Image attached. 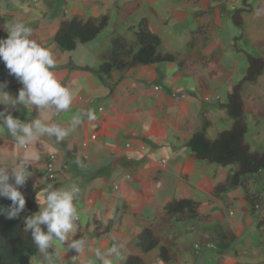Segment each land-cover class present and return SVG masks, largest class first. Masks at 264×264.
I'll return each instance as SVG.
<instances>
[{
	"label": "crops",
	"instance_id": "obj_1",
	"mask_svg": "<svg viewBox=\"0 0 264 264\" xmlns=\"http://www.w3.org/2000/svg\"><path fill=\"white\" fill-rule=\"evenodd\" d=\"M28 1L38 0H12L5 3L1 14L7 15L11 24H26V18L33 15V10H23ZM113 2L65 0L63 9L47 22L26 25L32 29L31 38L53 53L56 67L52 71L74 99L66 112L21 106L11 114L24 122L39 118L63 127H68L81 110L93 111L96 119L83 117L76 131L61 142L43 136L26 149L18 148L7 130L0 129V151L8 154L0 164L11 166L27 152L39 154L26 184L19 189L37 204L49 188L72 183L81 188L76 202L80 220L73 239L82 238L87 246L78 254L68 249L67 243L61 245L62 264H100L94 250L106 252L120 244L124 247L119 255L108 257L110 264H124L128 256H139L146 264H264V234H259L256 225L259 210L254 214L248 210L240 187L235 190L241 191L238 194L230 188L221 197L213 195V187L226 184L224 178H228H214L211 166L196 161L186 147L188 139L206 122L208 138L219 133L226 122L230 127L231 120L219 117L211 105L223 101L226 91L244 73L243 50L264 57V0H251V12L243 14L239 47L232 45L237 31L231 13L240 6V0H117V5H127L121 19L133 17L130 34L134 39L130 38L132 45L127 49L136 48L134 29L144 18L146 31L158 37L161 50L177 54L182 64L156 62L102 75L96 71L101 48L92 49L87 42L64 51L53 35L63 17L99 19L112 10ZM45 10L46 5L36 8L42 18ZM125 24L129 32L131 26L127 21ZM40 27L48 33L42 34ZM7 36L8 32L4 39ZM108 47L102 48L107 51ZM104 52L107 59L110 54ZM0 85V91L13 97L23 87L2 60ZM253 99L248 91L245 102ZM218 122L221 126L214 131L213 124L217 127ZM246 138L251 142L263 140L264 127L249 123ZM52 154L56 169L49 178L45 164ZM248 188L264 190V172L252 175ZM170 200L193 201L199 217H169L165 204ZM237 204L239 214L234 210ZM148 227L159 242L142 252L136 238ZM163 247L168 248L166 261L160 256ZM42 259L37 250L30 264H42Z\"/></svg>",
	"mask_w": 264,
	"mask_h": 264
},
{
	"label": "trees",
	"instance_id": "obj_2",
	"mask_svg": "<svg viewBox=\"0 0 264 264\" xmlns=\"http://www.w3.org/2000/svg\"><path fill=\"white\" fill-rule=\"evenodd\" d=\"M10 3L12 0H0ZM251 0H240V6L231 13V22L237 29L235 39L243 35V14L251 12ZM1 7V4H0ZM10 18L1 14L0 10V39L9 30ZM109 17L102 15L99 19L79 18L77 16L63 17L53 35L57 46L64 51H72L77 43H87L98 37L106 27ZM146 20L141 19L134 35L136 38L135 49H125L123 46L113 42V49L108 59L101 62L98 72L108 74L112 70H124L137 65H145L156 62L176 63L182 62L175 54L161 52L160 40L157 36L146 31ZM233 38V39H234ZM246 57L247 66L239 79L226 91L224 100L218 106L231 120V125L217 134L213 139L206 136L205 126L192 134L186 142V147L196 161L218 165L222 167L236 166L227 184H218L213 187L212 193L221 197L230 188L241 187L243 199L248 210L254 214L257 212V205H264V190L250 191L248 183L252 175L264 172V150L252 149L246 135L248 133V121L244 111L243 94L245 85L254 83L264 72V57L261 55L242 51ZM22 106V105H21ZM18 105V107H21ZM5 106L0 104V111ZM12 111V109H8ZM26 209L19 219H8L0 214V264H30V260L36 255L37 249L31 239V234L25 232L23 218L38 210V204L32 198H25ZM11 201L0 197V207H7ZM165 212L169 217L177 220L185 218H198L197 204L190 200H170L165 204ZM260 216V215H259ZM264 223V216L257 220ZM42 229L45 226H41ZM260 230L261 227L258 226ZM46 230V229H45ZM159 238L151 228H144L136 238V246L142 252H148L158 245ZM160 256L163 261L169 259L168 248H160ZM124 264H146L139 256H128Z\"/></svg>",
	"mask_w": 264,
	"mask_h": 264
},
{
	"label": "clouds",
	"instance_id": "obj_3",
	"mask_svg": "<svg viewBox=\"0 0 264 264\" xmlns=\"http://www.w3.org/2000/svg\"><path fill=\"white\" fill-rule=\"evenodd\" d=\"M31 37L32 29L22 21H15L9 26L7 38L0 39V60L23 85L15 97L7 91H0V104L5 106V110L0 111V129H6L13 142L21 149H26L43 136L54 137L57 142H61L76 131L83 122V117L88 120L96 119L93 111L81 110L73 115L68 127H63L57 123H46L39 118L24 122L8 111L22 105L25 108L35 106L38 110L49 109L59 113L68 111L73 103V93L52 71L56 67L53 53ZM7 157L6 152L0 151V161ZM39 159L38 153L27 152L11 166L0 164V197L11 201L7 209L0 207V214L6 218L19 219L25 211L26 200L19 189L31 175L32 163ZM80 195L81 188L76 183L67 187L49 188L42 194L38 211L23 218L24 230L31 234V239L43 258L42 264H62V252L59 249L65 243L68 249H74L78 254L86 248L84 239H73L80 220L76 204ZM42 225L45 226L43 229ZM123 247V244L113 246L106 252L97 248L94 255L100 264H110L108 257L119 255Z\"/></svg>",
	"mask_w": 264,
	"mask_h": 264
},
{
	"label": "rangeland",
	"instance_id": "obj_4",
	"mask_svg": "<svg viewBox=\"0 0 264 264\" xmlns=\"http://www.w3.org/2000/svg\"><path fill=\"white\" fill-rule=\"evenodd\" d=\"M64 2H65V0H50V1L38 0L37 2H32V1L25 2V6L23 7L24 12H27V10L28 11L33 10V15L30 17L28 16L26 18V21H27L26 25H30V26L34 27L38 23L47 22L50 18H53L57 12H59L63 9ZM113 3H114V5H113L112 10L109 13H106L107 15H110V18L107 22L106 27L103 29V31L98 35V37L96 39L92 40L88 44V46H90V48H92V49L95 48L96 46L101 48V52L97 56L101 62L108 59V58L107 59L103 58V55H104L103 52L105 50L102 47L104 45H109L107 51H105L109 54H111V52H112L113 42L115 40L117 41L118 44L123 46L125 49H127L126 47L132 45V42H129V41L131 40L130 38H133V36L130 34L133 31L132 24H131L133 17L130 16V18H126V19L122 20L121 19L123 17L122 14L127 9V7H126L127 5L119 6V5H117V0H114ZM0 4H1L0 10H3L5 2L3 3L1 1ZM45 5H46V10H45L46 13H45V17L42 18V14L37 12L36 8L42 6V9H43ZM125 21H127L129 23V26H131L129 32L126 30L127 27L124 28V26L126 25ZM40 28H42V27H40ZM40 30L42 31V34H44V35L48 33L46 28H42ZM235 30L237 31L236 28H235ZM235 36H236V33L233 34V37H235ZM241 42H242V40H240V39H235V38L232 39V45L233 46L236 44V45H238L237 47H239ZM161 49L162 48L159 49L161 52H166V51H162ZM235 51H236V47H235ZM167 52L175 54V53L170 52V51H167ZM198 53L201 54V52H198ZM239 54H241V52H239ZM176 56H177V54H176ZM236 56L239 57L238 55H236ZM243 56H244V58L242 59L243 65L247 66L246 57L244 54H243ZM178 58L180 59V56H178ZM1 66H2V64H1ZM96 71H98V69ZM102 75H104V74H102ZM235 81H237V80H235ZM256 89H258V90H256ZM248 91H250L254 95V99L252 102H250L248 100H246V102H245V95L247 94ZM255 91H256V93H255ZM244 94H243V102H244L243 108H244V111H245L246 116H247L248 124L254 121V122L258 123V125L260 127H264V73L262 75H260L254 83H248L245 85ZM224 97H225V94H224ZM221 101L222 100H220L219 103ZM211 106H213L214 109L218 110V112H219L218 116L219 117L224 118V119L226 118L229 121V118L226 116V114H225V117H223L224 112H222V109L218 106V103L213 102ZM219 124H220V122H218V125ZM226 124H227V122L225 123L224 126L219 125L217 127L215 124H213L215 127L212 126V129L214 127L213 130L215 131L216 128H219L221 126V131H223V130L228 128V125H226ZM214 131H212V132H214ZM217 134L218 133H216L215 135L212 134L210 139L215 138L217 136ZM248 141L250 142V146L254 147L255 149L264 150V139L257 141V142H251L250 140H248ZM207 166H211L209 168H210V172L212 174L216 173V176L214 178H216L217 176L218 177L221 176L222 178L227 177L228 178L227 180H225V178H224V183H226V184L228 183V181H229V179L233 173V170L236 169V166L222 167V166L212 165V164H207ZM232 190H234V191H232L233 194L241 193L240 190L235 191L236 187H234ZM238 208H239V204H237V206H234V210L236 211V214H239ZM262 217H263V215H260L259 217H257V220L261 219ZM257 220H256V225L260 226V227L263 226V227H261L262 230H260L259 227H257V229L260 230L259 234L263 235L264 234V223L260 222L259 224H257L258 223ZM262 240L264 242V238H262ZM202 245H204L202 247L204 249L205 243H202ZM257 264H259V263H257Z\"/></svg>",
	"mask_w": 264,
	"mask_h": 264
},
{
	"label": "built area",
	"instance_id": "obj_5",
	"mask_svg": "<svg viewBox=\"0 0 264 264\" xmlns=\"http://www.w3.org/2000/svg\"><path fill=\"white\" fill-rule=\"evenodd\" d=\"M216 98H218V96H216ZM204 99L208 100L207 97H205ZM54 161H55V155L52 154V155H50L49 160L45 164V171H46V174L49 178H53L55 175V169L56 168L54 165ZM256 209L259 210V213L261 215H264V205H257Z\"/></svg>",
	"mask_w": 264,
	"mask_h": 264
}]
</instances>
